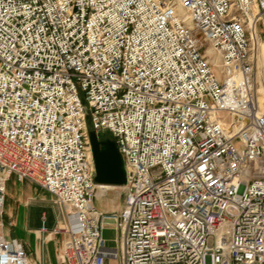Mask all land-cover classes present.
<instances>
[{
    "label": "built area",
    "instance_id": "obj_1",
    "mask_svg": "<svg viewBox=\"0 0 264 264\" xmlns=\"http://www.w3.org/2000/svg\"><path fill=\"white\" fill-rule=\"evenodd\" d=\"M262 42L264 0H0V264H31L14 176L64 210L61 263L264 264ZM91 130L123 156L120 210L94 205Z\"/></svg>",
    "mask_w": 264,
    "mask_h": 264
},
{
    "label": "crops",
    "instance_id": "obj_2",
    "mask_svg": "<svg viewBox=\"0 0 264 264\" xmlns=\"http://www.w3.org/2000/svg\"><path fill=\"white\" fill-rule=\"evenodd\" d=\"M6 196V237L24 245L31 264H64L59 261V249L65 234L54 231L63 222L64 210L54 204V197L30 181H19L15 176L8 182ZM97 198L101 200L99 196ZM121 208L122 205L111 206L107 203L102 206L105 211ZM111 232L116 234L115 238L110 236ZM104 236L108 246H118L119 238L113 225L104 230Z\"/></svg>",
    "mask_w": 264,
    "mask_h": 264
},
{
    "label": "water",
    "instance_id": "obj_3",
    "mask_svg": "<svg viewBox=\"0 0 264 264\" xmlns=\"http://www.w3.org/2000/svg\"><path fill=\"white\" fill-rule=\"evenodd\" d=\"M90 135L96 164V182L110 186L126 184L128 181L126 165L115 140L99 139L93 130L90 131Z\"/></svg>",
    "mask_w": 264,
    "mask_h": 264
},
{
    "label": "rangeland",
    "instance_id": "obj_4",
    "mask_svg": "<svg viewBox=\"0 0 264 264\" xmlns=\"http://www.w3.org/2000/svg\"><path fill=\"white\" fill-rule=\"evenodd\" d=\"M212 56V55H210ZM100 138H112V136L110 135V133L106 132V133H103L101 134V137ZM122 185H118L116 186L115 188H110V189H107L106 191H104V193H99L98 196L101 198L98 199L96 197L95 201H94V205L96 208L98 209H102V206L107 203L108 205H113V206H116V205H119L121 206L122 203H123V199H124V192H123V189L122 187H120ZM116 234L114 232H111L110 233V236H112V238H115ZM116 242L114 241V244ZM117 244V243H116ZM207 263H210V256L207 257Z\"/></svg>",
    "mask_w": 264,
    "mask_h": 264
},
{
    "label": "bare ground",
    "instance_id": "obj_5",
    "mask_svg": "<svg viewBox=\"0 0 264 264\" xmlns=\"http://www.w3.org/2000/svg\"><path fill=\"white\" fill-rule=\"evenodd\" d=\"M262 43H263V44L260 46V53H259V66H260V71H261L262 73H264V72H263V70H264V42H262ZM216 60H217V62H220L219 59H216ZM110 188H115V187H112V186H110V185H107V186L102 185L97 193H98V194H99V193H100V194H101V193H104V191H106L107 189H110Z\"/></svg>",
    "mask_w": 264,
    "mask_h": 264
},
{
    "label": "trees",
    "instance_id": "obj_6",
    "mask_svg": "<svg viewBox=\"0 0 264 264\" xmlns=\"http://www.w3.org/2000/svg\"><path fill=\"white\" fill-rule=\"evenodd\" d=\"M103 139H106V138H103Z\"/></svg>",
    "mask_w": 264,
    "mask_h": 264
},
{
    "label": "flooded vegetation",
    "instance_id": "obj_7",
    "mask_svg": "<svg viewBox=\"0 0 264 264\" xmlns=\"http://www.w3.org/2000/svg\"><path fill=\"white\" fill-rule=\"evenodd\" d=\"M101 139H103V138H101Z\"/></svg>",
    "mask_w": 264,
    "mask_h": 264
}]
</instances>
